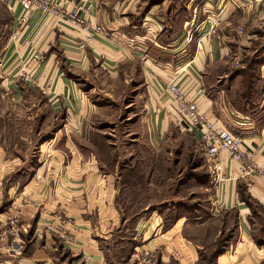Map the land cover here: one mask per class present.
Here are the masks:
<instances>
[{
	"label": "crops",
	"instance_id": "obj_1",
	"mask_svg": "<svg viewBox=\"0 0 264 264\" xmlns=\"http://www.w3.org/2000/svg\"><path fill=\"white\" fill-rule=\"evenodd\" d=\"M53 1L73 12L83 5L88 10L87 18L102 32L66 26L38 10L25 13L15 0H9L8 5L0 1L12 22L1 64L9 69L27 53L43 56L35 75L43 83L53 80L55 91L47 95L48 107L56 113L64 112L67 131H93L94 126L86 118L96 110L88 101L93 93L85 97L64 76L63 65L85 73L99 65L111 78L124 74L125 68H139L147 95L149 132L156 135L157 129L168 130L170 125L181 128L165 90V85L174 79L190 99L198 101L200 112L219 127L242 135L245 147L255 155V163L264 167V99L260 97L255 106L240 107L232 103L226 88H234V96L242 93L243 77L235 74L219 88L223 78L210 79L208 71L223 61L230 49H236V42L231 41L236 39L238 29L244 32L243 42L247 45L257 41L256 34L264 41V8L259 3ZM259 71L260 85L264 82V63ZM237 120L245 128H235ZM61 135L62 131L57 134L56 143L75 146L70 134L64 142L59 141ZM98 135L97 139L95 134L89 137L88 142L102 152L110 143L104 135ZM151 142L154 146L155 140L150 139L149 145ZM99 159L92 160L98 171L85 169L84 174L80 173L72 157L64 174L55 170L39 177L37 173L31 193L24 185L27 255L18 260L17 254L6 253L9 258L5 263H13L14 258L17 264H135L132 255L137 248L151 251L154 264H264V229L255 227L264 224V182L255 177L239 178L238 163L226 154L219 158L224 180L215 183L209 196L214 200L212 206H194L192 210L189 206L158 209L141 206L137 201L130 204L126 196L139 195L142 188H148L145 172L131 164L113 172L107 168L109 160ZM55 183L57 188L53 190L51 185ZM58 215L63 223L56 221ZM146 221L150 230L144 232L139 227ZM11 241L13 245L15 240ZM30 247L36 252L32 253ZM2 248L1 251L9 252V245Z\"/></svg>",
	"mask_w": 264,
	"mask_h": 264
},
{
	"label": "rangeland",
	"instance_id": "obj_2",
	"mask_svg": "<svg viewBox=\"0 0 264 264\" xmlns=\"http://www.w3.org/2000/svg\"><path fill=\"white\" fill-rule=\"evenodd\" d=\"M11 26V19L0 3V249L9 245V252L0 250V264H8L4 260H8L9 253L17 254L15 257L18 260L27 255L28 245L24 242V185H28L25 190L31 193L37 173L39 177L55 170L64 174L72 157L76 160L75 168L82 174L86 172L85 169L98 171L99 167L97 170L92 160H100L99 157L109 160L110 166L107 168L113 172L130 164L144 171L148 188L145 185L147 182L142 183L146 188H142L139 195L126 196L130 204L137 201L141 206H157L158 209L163 206H189L190 210L194 206H212L214 200L209 196L213 194L216 184L211 179L205 152L197 137L171 125L168 130L157 129L156 135L148 131L146 124L150 122V116L145 109L147 95L141 84L139 68H125L124 74L111 78L99 65H93L86 73L63 65L61 71L64 76L84 92L85 97L93 93L88 101L96 110L90 118H86V122L94 126L93 131H67L63 125L67 119L63 117L64 112L56 113L48 107L47 95L55 91L53 80L47 79L43 83L35 75L23 81L17 73L18 63L9 69L2 66V53L11 37ZM237 32L236 39L231 41L236 42V49H230L224 60L211 66L208 71L210 79L223 78L217 85L219 88L224 87L233 75H241L242 93L234 96V88L230 89V85L225 88L232 103L245 108L255 106L260 97L264 99V82L260 85L257 83L261 79L260 65L264 63V41L256 34L257 41L247 45L242 29ZM31 54L27 53L24 60H28ZM212 81H209V85ZM224 81L227 82L224 84ZM237 122L235 128H245L241 120ZM61 131L63 136L59 141L64 142L67 134H70L75 142L74 147L56 143L55 138ZM94 134V139L100 137L98 134L108 138L109 148H102L101 152V148L92 147L88 138ZM150 139L155 140L154 146L152 142L149 145ZM52 187L53 190L57 188L56 183ZM11 222L15 223L16 235L4 232L10 229ZM146 223L139 227L144 232L150 230V225ZM230 223L231 220L228 225ZM262 226L264 229V224L255 225L257 229ZM11 240H15L13 245ZM30 250L36 252V248L30 247ZM37 250H40L39 247ZM12 259L11 264H17L18 260Z\"/></svg>",
	"mask_w": 264,
	"mask_h": 264
},
{
	"label": "built area",
	"instance_id": "obj_3",
	"mask_svg": "<svg viewBox=\"0 0 264 264\" xmlns=\"http://www.w3.org/2000/svg\"><path fill=\"white\" fill-rule=\"evenodd\" d=\"M8 5L9 0H0ZM22 11L30 13L40 11L41 13L59 20L62 24L75 26L84 30L101 33L99 26H93L87 18L88 10L83 5L76 7V11H67L61 2L53 0H15ZM264 8V0H254ZM241 32V30H240ZM43 62L40 53H32L28 60L21 59L17 65V73L21 80L28 81L34 77ZM165 90L169 94L173 104L179 124L186 132L192 133L200 141L205 152L210 176L214 183L218 184L224 180L220 176V156L226 154L231 160L238 163L239 178L255 177L264 182V167L255 163V155L245 147L242 135L233 133L219 127L214 120L200 112L198 101L190 99L172 79L165 85ZM57 222L63 223L61 216L55 217ZM10 229L4 231L13 235L17 234L15 223H10ZM135 264H154V256L151 251L142 249L134 250L132 255Z\"/></svg>",
	"mask_w": 264,
	"mask_h": 264
}]
</instances>
